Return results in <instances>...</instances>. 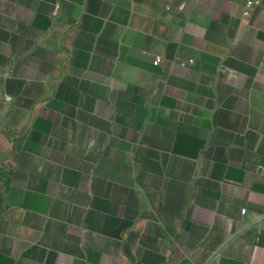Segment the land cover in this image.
<instances>
[{"label": "crops", "instance_id": "1", "mask_svg": "<svg viewBox=\"0 0 264 264\" xmlns=\"http://www.w3.org/2000/svg\"><path fill=\"white\" fill-rule=\"evenodd\" d=\"M0 264H264V0H0Z\"/></svg>", "mask_w": 264, "mask_h": 264}, {"label": "built area", "instance_id": "2", "mask_svg": "<svg viewBox=\"0 0 264 264\" xmlns=\"http://www.w3.org/2000/svg\"><path fill=\"white\" fill-rule=\"evenodd\" d=\"M161 61H162V57L157 56L156 59H155V62L156 63H160ZM193 62H194V59L190 58V59H188L186 61H181L180 63H181V65L186 66V65L191 64Z\"/></svg>", "mask_w": 264, "mask_h": 264}]
</instances>
